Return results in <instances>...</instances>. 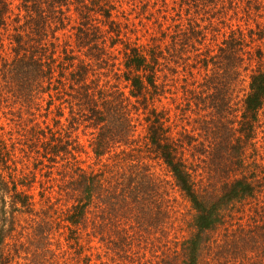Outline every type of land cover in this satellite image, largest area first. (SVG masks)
Here are the masks:
<instances>
[{"label": "trees", "instance_id": "16d2710c", "mask_svg": "<svg viewBox=\"0 0 264 264\" xmlns=\"http://www.w3.org/2000/svg\"><path fill=\"white\" fill-rule=\"evenodd\" d=\"M115 3L0 0V264H264V19L216 50L197 22L144 43Z\"/></svg>", "mask_w": 264, "mask_h": 264}, {"label": "rangeland", "instance_id": "374dc122", "mask_svg": "<svg viewBox=\"0 0 264 264\" xmlns=\"http://www.w3.org/2000/svg\"><path fill=\"white\" fill-rule=\"evenodd\" d=\"M117 6V19L122 24V28L125 32H127L128 36L131 40L139 39V42H149L151 43V37L159 36L160 31L159 28H169V31L175 28V25H181L182 28H186L188 23H198L199 26L207 28V37L206 44L210 41L211 36H215V40L211 43L214 50L217 49V44L221 42V40L226 37L229 33V27H235L236 25H240L241 28H255L254 20L261 21L264 18H259L255 15L254 17H250L245 14L238 13L237 15L233 12V10L229 7L228 1H217L214 4H205L199 3V6H194L195 4L190 2L188 6L182 5L179 6L180 0H115ZM190 1V0H189ZM165 3V4H164ZM224 6V7H223ZM249 18V19H248ZM162 24L161 26L159 24ZM74 24V21L67 26L65 29V34L70 41H72L73 30L71 29V25ZM213 29L219 30V32H213ZM264 49V47H262ZM96 75L100 77V79H109L113 82L112 73L109 72L108 68H97L95 69ZM106 73V75L104 74ZM104 75V76H103ZM247 88V82L240 83L235 89L236 94L234 93L233 102H238L239 98H242L243 91ZM159 106H168L167 101L164 99L161 103H158ZM20 105L13 104L11 110L14 112L18 110ZM172 107V105L170 106ZM8 108L4 103L0 104V125L3 126L4 132L9 130H14L15 126L13 121L16 120L15 115L12 116L8 113ZM24 110V108H23ZM43 112V111H42ZM40 112L36 113V116L39 115ZM190 117V121L193 124V119L197 117V114L194 111L188 113ZM65 116L67 117V110H65ZM13 118L14 120H11ZM23 118H27V114H23ZM261 121H264V108L260 111ZM41 120V118H39ZM49 123H51V119H47ZM62 122L66 126L68 123L62 119ZM74 135L79 137L80 143L83 145L87 154H81L80 158L83 161L84 166L93 163L92 157H90V150L88 147L90 136H83L79 130L74 132ZM176 195V194H175ZM177 202L179 204V216L181 214L186 213V205L181 201L179 197H177ZM177 227V223L175 224ZM154 255V254H153ZM158 257L154 258L149 252H146L145 256L141 254H134L136 260L138 258L146 259L148 264H163L161 263L160 251L157 252ZM114 260H116L120 264H128V262L118 260L117 256L113 255ZM135 260V261H136ZM124 262V263H123Z\"/></svg>", "mask_w": 264, "mask_h": 264}]
</instances>
